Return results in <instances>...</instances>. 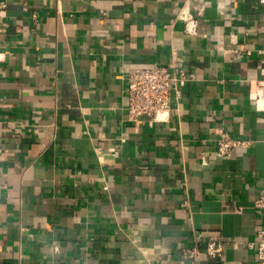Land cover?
Here are the masks:
<instances>
[{"label":"crops","instance_id":"crops-1","mask_svg":"<svg viewBox=\"0 0 264 264\" xmlns=\"http://www.w3.org/2000/svg\"><path fill=\"white\" fill-rule=\"evenodd\" d=\"M2 2L0 264H257L264 3ZM173 63L189 80L169 119L129 120L128 71ZM220 130L251 144L219 155Z\"/></svg>","mask_w":264,"mask_h":264},{"label":"built area","instance_id":"built-area-1","mask_svg":"<svg viewBox=\"0 0 264 264\" xmlns=\"http://www.w3.org/2000/svg\"><path fill=\"white\" fill-rule=\"evenodd\" d=\"M264 3V0H260ZM6 2L0 3V9L6 7ZM204 4L195 7H185L180 11L179 18L185 23V31L195 35L198 27V17L203 14ZM262 54L264 51H260ZM242 55L251 54V49L240 51ZM262 76L250 81L254 100H264V57L261 59ZM189 77L186 69L177 64L155 65L153 67H136L127 73V117L129 120H138L141 116H150L155 121H166L170 117L173 99L179 94L181 83L187 82ZM251 144L248 139L230 135L224 130L219 131V138L215 152L219 155H230L239 147ZM256 205L264 213V186L261 189ZM256 249L257 264H264V227L259 229L256 239L250 243ZM223 243L219 237H210L205 246V253L210 257L223 255ZM184 254L190 258H197L202 250L197 246L183 249Z\"/></svg>","mask_w":264,"mask_h":264}]
</instances>
